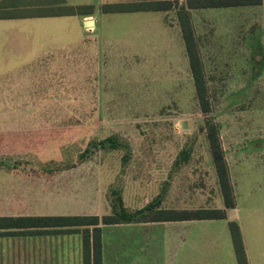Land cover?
I'll list each match as a JSON object with an SVG mask.
<instances>
[{"label":"rangeland","instance_id":"obj_1","mask_svg":"<svg viewBox=\"0 0 264 264\" xmlns=\"http://www.w3.org/2000/svg\"><path fill=\"white\" fill-rule=\"evenodd\" d=\"M64 1L92 3L93 25L82 23L88 15L0 19V72L1 60L13 69L6 92L0 75V106L14 107L0 111V215L100 216L113 213L120 197L136 216L135 209L150 201L166 207L172 181L198 196L192 206H221L215 203L219 186L204 130L207 116L218 129L232 188L243 184L238 201L244 216L241 200L264 191V51L254 42L253 49L244 48L247 12L190 9L209 100L205 114L175 9L100 13L101 3L137 0ZM42 59L52 67L40 65ZM105 136L112 146L101 140ZM107 227L105 241L127 235L125 228ZM77 228L38 234L62 235L72 263L77 238L81 254L83 226ZM150 230L148 241L138 233L136 246L122 252L124 264L164 262L162 230ZM32 234H0V248L20 249Z\"/></svg>","mask_w":264,"mask_h":264},{"label":"crops","instance_id":"obj_2","mask_svg":"<svg viewBox=\"0 0 264 264\" xmlns=\"http://www.w3.org/2000/svg\"><path fill=\"white\" fill-rule=\"evenodd\" d=\"M222 7H234L232 8V10H235L237 14L247 12L245 18L249 22L246 26L244 36V42L247 43V45H245L244 48L248 50L253 49L254 45L250 44V42H254L257 47L258 44L259 46L261 44L262 50L264 51V0H261L259 3L256 4L206 8ZM154 11L164 12L166 10ZM250 12L252 13V15L249 14ZM100 13L103 12L100 11ZM88 16L90 17V15ZM241 16L242 15H240L239 17ZM89 17H84L83 19ZM176 26L179 29V26ZM253 35H256V37L253 38ZM47 60L48 59H42L41 62H37L40 65L44 64L45 68H51L52 66H50V62H43ZM1 62H5L3 68L1 69L2 72H0V75H5L4 79L7 83V86L4 91L6 92L8 83L12 82L13 69L8 68V63L6 60H1ZM57 68V76L60 81V62L58 63ZM54 74L56 75L55 69ZM0 111L14 112V107L10 105H3L2 107L0 106ZM262 180H264V177ZM233 186L235 203L232 207L224 208L225 217L223 218L146 221L131 224H103L108 225L107 228L112 231L119 230L120 228H125L124 231L127 232V235H119V237H112V235L108 236V239L106 241L103 239V225H101V264H124L122 252L131 244L136 246L137 235H148L149 237L144 239V241H148L149 238L152 237L151 234L153 230H150L152 228H159L160 230H162V233L158 237V240L160 243L163 244V249L165 247L166 251L162 255L163 258H160L159 260V262L164 261L161 264H236L229 230L227 227L228 220H235L238 224L247 264H264V191H253V194H262V198L259 196L254 197L252 194L250 197L247 196L245 199L241 200L243 202L245 201L244 203L246 212L243 216L241 211L239 212V209L241 207L238 201V195L242 194L243 192V184L237 186V188L235 187V185ZM247 193L248 192L246 191V194ZM196 198L197 200L199 199L198 196L195 198L190 197L183 183H181V185H178V187L175 188L174 183L172 181L166 190V207H223L220 189L217 192L215 203L219 201L221 203V206H218L216 204L206 205L205 202H203V204H198L197 206H192L190 203ZM208 227L211 228L210 231L217 228L219 232H206ZM149 231L151 232L148 233ZM28 236V238L23 239L22 246L20 249H18L19 246L15 244L11 245V251L10 248L5 250L0 248V264H81L80 241L78 240V238L77 244L75 245L77 246V251L75 252L76 254L73 255V260L71 263L69 258V251H64L62 248V235L52 236L44 234L41 235L37 233ZM64 242L67 245V242ZM125 243L127 244L124 245ZM126 251L128 252V250ZM150 258L152 259L153 257ZM139 264L149 263L139 262Z\"/></svg>","mask_w":264,"mask_h":264},{"label":"trees","instance_id":"obj_3","mask_svg":"<svg viewBox=\"0 0 264 264\" xmlns=\"http://www.w3.org/2000/svg\"><path fill=\"white\" fill-rule=\"evenodd\" d=\"M261 0H137L104 2L99 6L101 12L148 11L175 9L188 68L190 70L195 96L200 110L209 111V100L203 76V66L196 43L190 18V9L256 4ZM93 11L92 3L69 4L64 0H0V19L40 17L57 15H89ZM204 130L214 165L223 207L167 208L155 207L156 201H150L135 209L132 215L117 199V208L113 213L73 214V215H0V234L39 233V232H76L82 225L81 264H101L100 224L122 222L166 221L182 219H207L225 217V207L235 203L233 188L229 179L227 162L223 155L218 129L209 117L204 118ZM113 145L111 136L101 139ZM227 227L236 264H247L238 224L228 220Z\"/></svg>","mask_w":264,"mask_h":264},{"label":"water","instance_id":"obj_4","mask_svg":"<svg viewBox=\"0 0 264 264\" xmlns=\"http://www.w3.org/2000/svg\"><path fill=\"white\" fill-rule=\"evenodd\" d=\"M82 23L84 25H93V19L92 18H85L82 20ZM181 126L183 127L184 126V120L181 121Z\"/></svg>","mask_w":264,"mask_h":264}]
</instances>
